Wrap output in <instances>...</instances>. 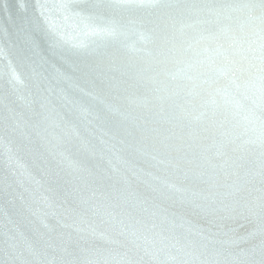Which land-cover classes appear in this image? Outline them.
<instances>
[{"label":"snow or ice","instance_id":"1","mask_svg":"<svg viewBox=\"0 0 264 264\" xmlns=\"http://www.w3.org/2000/svg\"><path fill=\"white\" fill-rule=\"evenodd\" d=\"M32 7L38 17L28 15L27 0L3 6L9 18L13 10L23 17L17 56L30 84L13 75V87L28 89L27 111L3 105L0 140L21 138L49 195L41 193L42 207L25 202L36 217L29 221L31 237L4 213L0 264H264V0H62L54 6L37 0ZM52 7L65 19L91 22L86 34L95 39L70 42L52 27L50 55L42 54L40 18L47 22ZM137 10H148L152 32L169 54L189 32L197 45L215 44L204 47L207 59L175 72L161 68L150 78L158 121L121 108L125 99L134 102L127 94L143 78L112 75L119 66L110 45L147 52L126 43L136 23L129 14ZM153 39L139 34L141 45ZM78 61H91L90 70L81 72ZM159 75L191 86L170 89ZM161 122L169 125L164 132L154 126ZM34 137L43 153L31 147ZM74 140L72 155L66 145ZM6 164L13 174L23 168L11 148ZM17 178L37 188L43 183L27 169ZM7 196H15L12 184L0 177V198ZM241 220L254 227L241 234L233 226Z\"/></svg>","mask_w":264,"mask_h":264},{"label":"water","instance_id":"2","mask_svg":"<svg viewBox=\"0 0 264 264\" xmlns=\"http://www.w3.org/2000/svg\"><path fill=\"white\" fill-rule=\"evenodd\" d=\"M6 2H8V0H0V48L5 50V54L0 55V111L3 110V105L7 102L12 104L17 111L26 112L27 109L24 106L28 99V89L24 87V84H16L15 87H13L14 74L21 81H24L25 84H30V81L27 79L28 70L20 63L17 56V51L23 46L17 32L18 29L22 27L24 21L23 17L16 13L15 10L12 11L11 18H9V13L3 10V6ZM27 2L29 3L28 15L38 17V10L32 7L37 0H27ZM39 2L54 6L61 3L62 0H39ZM129 15L136 23L131 26L132 30L127 37L126 43L130 46L146 47L147 52L134 54L129 48L117 46V49H113L111 45L109 46V51H115L117 64L119 66V71L112 73V75H115L118 79L129 81L136 77L143 78L141 86L138 89H130L127 94L134 102H129V100L125 99L120 102L121 108L127 111L131 117H147L158 121L161 120L160 101L155 99V95L150 91L152 88L150 78L157 76L161 68H165L168 72H175L177 68L185 62H196L197 60L207 59L209 53L203 51L204 47L214 48L215 44H206L202 42L197 45L195 43L194 34L189 32L183 38H177V51L169 54L159 39L155 38L157 34L152 32L154 25L149 23V20L153 19V17L148 15V10H137ZM85 23L91 22L82 21L72 16L65 19L63 13H58L55 7H52L50 19L47 22H45L43 18H40L41 30L38 33L37 39L42 54L50 55L48 32L52 27L58 28L70 42H91L94 40L95 37L86 34L87 29L85 28ZM241 23H243L242 20ZM234 27L236 29V34L240 35V24H236ZM245 30H247L246 27ZM141 32L151 33L154 37L146 46L139 43V34ZM188 41L192 42V48H188ZM165 57H167L166 64L158 63V61L163 60ZM177 61L181 63L178 64ZM216 61L219 64L222 61V57H216ZM78 63H80L81 72H88L90 70L86 64L91 63V61H78ZM58 67H60L62 71H70L67 66L58 65ZM76 75H80V73H76ZM158 79L166 80L170 89L177 84L186 87L191 86L190 82L186 80L171 81L170 79H166L163 75H159ZM242 79H247V76L245 75ZM221 83H223V81ZM138 97H146V100L138 99ZM175 100L177 103H183L184 97H175ZM107 102H112L111 97L107 98ZM168 103H171V101L164 105L166 110L168 108ZM154 126L160 127L162 132L169 127V125L163 122ZM56 131L59 132V129ZM81 131L83 133L82 127ZM21 144L22 140L18 136L12 138L5 136L0 140V177L7 176L9 182L12 184V191L15 194L14 197L7 196L0 198V222L6 223L4 213H7L8 216H11L13 220H16L20 224L21 230L27 236L31 237L33 232L32 224L29 223V221H35L36 217L32 216L29 212L25 202L31 204L33 209L42 207L39 203L40 195L41 193L49 195V193L45 191L49 185L41 168L34 162L33 152L24 150L20 147ZM77 144L78 141L74 140L72 144L66 145L70 154H76ZM31 147L35 152L43 153L45 151L42 143L35 137L33 138ZM9 148L12 149L19 163L23 166V168L16 170V174H13L12 170H10L6 164L7 150ZM50 163L52 167H55L53 162L50 161ZM24 169L30 171L36 180L42 181V186L37 188L36 185L29 184L27 181L21 184L17 176ZM21 197H23V199H21ZM9 201L13 202L10 203ZM192 219L194 222H197L196 217H192ZM48 222L55 223V219L49 217ZM198 222L203 223V221ZM97 224H100L99 219H97ZM240 225H243V227H240ZM100 226L103 227V225ZM233 226L240 228V233L243 234V232L250 231L254 227V222L241 220L238 224H234Z\"/></svg>","mask_w":264,"mask_h":264}]
</instances>
